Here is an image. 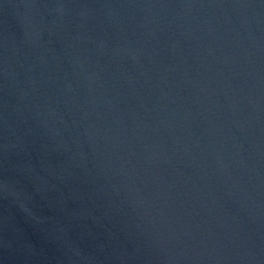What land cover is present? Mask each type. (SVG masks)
Here are the masks:
<instances>
[{"label": "water", "instance_id": "obj_1", "mask_svg": "<svg viewBox=\"0 0 264 264\" xmlns=\"http://www.w3.org/2000/svg\"><path fill=\"white\" fill-rule=\"evenodd\" d=\"M0 264H264V0H0Z\"/></svg>", "mask_w": 264, "mask_h": 264}]
</instances>
